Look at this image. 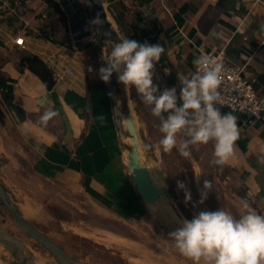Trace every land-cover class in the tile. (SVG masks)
I'll list each match as a JSON object with an SVG mask.
<instances>
[{"label": "crops", "instance_id": "crops-1", "mask_svg": "<svg viewBox=\"0 0 264 264\" xmlns=\"http://www.w3.org/2000/svg\"><path fill=\"white\" fill-rule=\"evenodd\" d=\"M54 1L61 11L50 0H0V107L4 113L0 169L17 174L27 189L52 187L58 204L68 191L88 190L116 207L113 212L135 214L148 206L125 163L109 93L87 85L88 75L99 76L88 59L94 47L77 49L68 17ZM107 4L122 25L146 28L154 42L162 45V77L171 86L179 87L178 74L193 71V59L202 50L224 46L229 62L245 66L264 95V0H108ZM150 20L161 32L148 27ZM17 37H24L23 45L16 43ZM33 55L53 71L56 82L51 89L22 63ZM87 61L92 63L90 72ZM67 68L74 73H66ZM42 93L47 94L45 104L39 103ZM49 106L57 115L43 124L40 116ZM235 115L239 138L226 165L243 184L242 197L264 213V109L253 124ZM2 122L13 127L14 136L6 135Z\"/></svg>", "mask_w": 264, "mask_h": 264}, {"label": "rangeland", "instance_id": "rangeland-1", "mask_svg": "<svg viewBox=\"0 0 264 264\" xmlns=\"http://www.w3.org/2000/svg\"><path fill=\"white\" fill-rule=\"evenodd\" d=\"M109 6L107 4L108 9ZM123 27L127 36L132 37L129 23L123 24ZM91 41L94 42L93 37ZM143 41L155 43L150 37L143 38ZM110 49V46L105 49L93 48L88 59L92 60L97 70L102 62L99 60L101 54L104 59ZM162 72L160 61L155 62L154 79L161 87L171 86L172 83L162 77ZM119 95L124 100L120 105L136 116L137 128L143 135L144 150L150 158H145V162L153 165L154 175L165 187L164 194L152 205L142 206L135 214L122 212V207L121 212H113L116 207H111L105 199L88 190L83 193L63 191L67 194L61 199L62 204H58V198L52 195L55 191L52 187L46 191L27 189L28 185L24 186L25 183H21L20 177L11 170L6 172L0 169V178L7 184L4 187L25 217L84 264H194L176 250L168 237L169 232L180 226V221L191 219L199 211L219 207L238 215L243 200H247L256 211L257 207L252 200L242 197L244 186L226 163L222 166L212 163V141L190 146L189 157L181 156L175 147L164 151L159 144L162 135L159 120L152 115L150 107L140 100L135 88L120 83ZM2 123L6 135L14 136L13 127H5ZM205 179L211 181V188L201 202ZM177 181H182L190 190L191 200H185V189L178 188ZM33 184L34 187L38 185ZM35 203L40 205L36 208L30 206ZM0 225L20 238L35 254L51 260V254L15 224L1 201ZM10 249L12 247L8 248L0 241V264H16L17 250ZM45 264L59 263L52 260Z\"/></svg>", "mask_w": 264, "mask_h": 264}, {"label": "clouds", "instance_id": "clouds-1", "mask_svg": "<svg viewBox=\"0 0 264 264\" xmlns=\"http://www.w3.org/2000/svg\"><path fill=\"white\" fill-rule=\"evenodd\" d=\"M163 52L160 43L121 36L103 59L99 79L107 83L115 73L121 84L135 88L159 120V144L164 151L175 147L181 156L189 157L190 146L214 141L212 163L224 165L234 155L239 126L238 117L231 111L222 112L219 106L223 62L201 53L193 59L194 71L178 74L179 87H161L154 79V68ZM46 102L47 94L42 93L39 103ZM56 115L57 111L49 106L40 121L46 124ZM177 186L185 189V200H191L185 184L177 181ZM210 188L211 181L205 179L201 202ZM240 208L238 215L221 207L199 211L191 219L180 221L168 237L176 250L194 264H264V213L257 212L247 200Z\"/></svg>", "mask_w": 264, "mask_h": 264}, {"label": "water", "instance_id": "water-1", "mask_svg": "<svg viewBox=\"0 0 264 264\" xmlns=\"http://www.w3.org/2000/svg\"><path fill=\"white\" fill-rule=\"evenodd\" d=\"M108 0H58L68 17V24L72 40L79 51L91 49L93 47H112L114 41L121 36H127L120 21V17L112 6L107 7ZM109 14L114 18L116 27L109 19ZM93 37V41L84 42L85 39ZM104 63L101 62L100 66ZM85 67L88 72L93 70L92 63L87 61ZM91 68V70H89ZM109 93L114 122L118 130L120 143L127 161V166L134 182L147 206L152 205L165 192V187L154 175L153 165L146 163L142 159V153L146 159L148 157L144 148V140L141 130H139L127 110L120 105L123 98L120 93V82L114 73L109 82H104ZM127 125V129L124 127ZM141 149V151H140ZM142 152V153H141ZM151 162V161H150ZM0 201L12 216L15 224L34 238L42 245L59 264H84L78 258L72 256L58 243L52 240L40 228L30 222L20 211L17 203L0 181ZM0 241L10 250L16 249V264H32L29 260L31 251L27 245L16 235L0 225Z\"/></svg>", "mask_w": 264, "mask_h": 264}, {"label": "built area", "instance_id": "built-area-1", "mask_svg": "<svg viewBox=\"0 0 264 264\" xmlns=\"http://www.w3.org/2000/svg\"><path fill=\"white\" fill-rule=\"evenodd\" d=\"M16 43L23 45L24 37H17ZM201 53H208L218 57L225 66V72L220 86V107L222 112H233L240 116L243 123L253 124L263 115L262 102L264 95H261L253 81L245 72V66L236 65L229 62L225 47L202 50ZM194 71V68H193ZM66 73L72 75L71 68L66 69Z\"/></svg>", "mask_w": 264, "mask_h": 264}, {"label": "trees", "instance_id": "trees-1", "mask_svg": "<svg viewBox=\"0 0 264 264\" xmlns=\"http://www.w3.org/2000/svg\"><path fill=\"white\" fill-rule=\"evenodd\" d=\"M50 4L61 11L59 4L54 1L50 0ZM147 23V22H146ZM148 27L154 28L157 32H161V29L155 24L153 20L148 22ZM132 37L130 39H135L139 42H144L143 38H151L153 41L156 39L150 36V33L146 28H141L138 25H132ZM23 64H27L28 68H30L33 72H35L47 85L49 89H51L56 80L53 71L50 67L37 55L33 56H26L22 59ZM87 85L89 89H106V85L104 81L99 79V76L91 78L89 75L87 76ZM4 99L7 98V94H3ZM4 119L3 110L0 107V120Z\"/></svg>", "mask_w": 264, "mask_h": 264}, {"label": "bare ground", "instance_id": "bare-ground-1", "mask_svg": "<svg viewBox=\"0 0 264 264\" xmlns=\"http://www.w3.org/2000/svg\"><path fill=\"white\" fill-rule=\"evenodd\" d=\"M109 19H110V21H112V23H113V26L115 27V25H116V23H115V20L113 19V17L109 14ZM129 115L132 117V119H133V121H134V124L136 125V127H137V119H136V116L132 113V112H130L129 113ZM124 127H125V129H127V125L125 124V120H124ZM140 151H141V149H140ZM142 153V152H141ZM142 155V159L145 161V157H144V155H143V153L141 154ZM125 161H126V158H125ZM126 163H127V161H126ZM26 208H28V207H26ZM29 209V208H28ZM163 209V208H162ZM164 210V209H163ZM26 213L27 214H29V212L28 211H26ZM174 220H176V219H174ZM109 239V238H108ZM106 241H108V240H106ZM111 241V240H110ZM106 243H108V242H106ZM47 258H44V257H42L40 254H38V253H36L35 254V252H30L29 253V260H30V262L32 263V264H45L46 263V261H56V259L54 258V257H52L51 258V260H46Z\"/></svg>", "mask_w": 264, "mask_h": 264}]
</instances>
